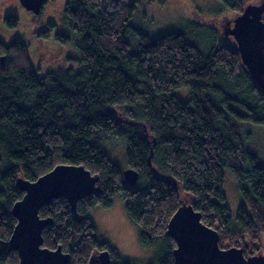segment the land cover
<instances>
[{
  "label": "trees",
  "instance_id": "1",
  "mask_svg": "<svg viewBox=\"0 0 264 264\" xmlns=\"http://www.w3.org/2000/svg\"><path fill=\"white\" fill-rule=\"evenodd\" d=\"M219 2L238 15L249 0ZM138 3L66 0L63 22L75 36L79 70L40 77L20 37L0 40V264H19L9 247L17 224L12 208L24 196L18 182H34L58 165L84 166L100 178V192L78 201L75 211L64 198L39 211L51 220L43 247H61L68 264H98L104 251L112 264H134L97 235L89 215L96 206L110 208L116 195L142 246L155 248L148 264H174L176 243L167 231L181 192L218 233L220 248L242 249L246 257L264 249V167L243 134L246 124L264 125V91L236 48L216 34L201 48L182 31L152 37L135 28ZM4 21L10 28L19 23L13 15ZM54 39L67 44L71 37ZM181 88L187 101L176 95ZM114 140L126 142V169L139 174L134 187L108 155ZM226 171L242 198L234 218L225 204Z\"/></svg>",
  "mask_w": 264,
  "mask_h": 264
},
{
  "label": "rangeland",
  "instance_id": "2",
  "mask_svg": "<svg viewBox=\"0 0 264 264\" xmlns=\"http://www.w3.org/2000/svg\"><path fill=\"white\" fill-rule=\"evenodd\" d=\"M260 1L249 0L246 6L259 4ZM65 3L66 0H48L40 14L35 15L27 11L19 0H0V40L9 43L15 37H20L28 45L32 63L40 77L59 69L80 68V54L75 45V36L63 22ZM223 8L219 0H164L162 3L159 0H139L132 24L152 37L173 31L185 32L201 48H207L213 43L216 34L218 39L236 48V40L232 36L224 35V30L228 26H234L233 19L237 15ZM8 15L19 19L16 28L6 25L4 18ZM50 22L55 24L53 29L49 28ZM45 33L47 37H44ZM56 33L70 36V42L62 44L56 41ZM136 46L137 43L134 48ZM181 89L176 91V95L187 101L189 91L187 88ZM179 91L183 98L178 95ZM243 134L246 137V146L255 153L264 167V125L246 124ZM125 150V140H114L107 146L110 159L122 171L127 168ZM224 192L227 198L225 204L234 218L242 198L235 179L228 171L225 172ZM180 199L182 205L191 201L184 192L180 193ZM89 215L97 235L107 241L121 259L134 264H148L155 256L154 247L145 248L140 243L138 226L126 215L120 196L113 197L110 208L96 206L90 210ZM247 244L250 245L249 239ZM258 255L264 256V249Z\"/></svg>",
  "mask_w": 264,
  "mask_h": 264
},
{
  "label": "water",
  "instance_id": "3",
  "mask_svg": "<svg viewBox=\"0 0 264 264\" xmlns=\"http://www.w3.org/2000/svg\"><path fill=\"white\" fill-rule=\"evenodd\" d=\"M47 0H19L20 4L39 15ZM228 26L224 35L236 40V50L242 64L257 85L264 91V0L247 5ZM5 57H1L4 62ZM126 184L136 186L139 174L128 168L123 171ZM100 178L93 176L84 166L58 165L34 182H18L23 198L15 203L12 215L17 224L9 247L17 252L19 264H68L70 255L61 247L50 250L43 247V230L50 219L40 218L39 211L53 200L64 198L75 211L78 201L99 193ZM167 234L174 239V264H264V256L246 257L242 249L219 247V235L201 222L199 214L188 205H182L168 225ZM98 264H112L107 251L100 252Z\"/></svg>",
  "mask_w": 264,
  "mask_h": 264
},
{
  "label": "flooded vegetation",
  "instance_id": "4",
  "mask_svg": "<svg viewBox=\"0 0 264 264\" xmlns=\"http://www.w3.org/2000/svg\"><path fill=\"white\" fill-rule=\"evenodd\" d=\"M47 1H48V0H47ZM47 1H46V2H47ZM42 8H43V7H42ZM29 12H30V11H29ZM97 257H98V255H97ZM110 258H111V256H110ZM111 260H112V258H111Z\"/></svg>",
  "mask_w": 264,
  "mask_h": 264
}]
</instances>
